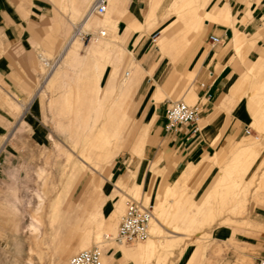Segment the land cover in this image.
Segmentation results:
<instances>
[{"label":"rangeland","instance_id":"1","mask_svg":"<svg viewBox=\"0 0 264 264\" xmlns=\"http://www.w3.org/2000/svg\"><path fill=\"white\" fill-rule=\"evenodd\" d=\"M192 1L156 0L155 19L144 20L143 12V24L125 41L122 34L127 21L123 19L119 29L106 22V36L97 42L83 39L84 33L98 32L86 24L78 34V54L63 57L85 17L81 20L82 15H76L70 5L42 0L44 24L38 30L43 32V42L37 47L39 55L50 60L48 65L37 56L44 74L38 107L43 140L34 139L35 123H22L13 127L3 143L0 264H67L73 254L95 244H101L103 257L115 264H259L264 257V62L255 70L248 69V64L264 54L257 45L264 40V25L256 30L260 33L256 44L250 42L254 30L241 27L247 43L235 47L247 66L248 92L243 100H251L252 118L247 125L253 135L244 129L235 141L239 142L235 155L224 149L222 162L214 161V172L205 167L191 178L172 175L160 161L162 151L141 106L131 113L125 108L129 97L120 99V81L132 60L145 58L146 70L192 65L198 52L190 61L191 56L207 38V27L225 25L204 24L206 10L227 4L238 19L249 4L247 0H207L196 11L197 18L187 24L183 15L199 3ZM250 1L249 17L238 19L234 26L257 23L253 9L258 1ZM96 16L103 22L106 19ZM170 23L173 40L165 52L161 37L157 38ZM116 66L119 70L113 78ZM195 76L181 80L190 88ZM183 93L169 94L160 102L196 101ZM142 100L154 102L149 93L139 90L131 103ZM117 123L122 124L120 134ZM130 198L150 206L160 226L152 220L149 237L131 245L105 239L116 233ZM72 241H85L87 246H77L65 255ZM151 241L158 244L154 251L147 248ZM137 246L143 247L140 255H122L123 250L133 251Z\"/></svg>","mask_w":264,"mask_h":264},{"label":"crops","instance_id":"2","mask_svg":"<svg viewBox=\"0 0 264 264\" xmlns=\"http://www.w3.org/2000/svg\"><path fill=\"white\" fill-rule=\"evenodd\" d=\"M147 1L146 7V0H109L108 11L103 14L106 16L103 22L98 20L97 16L94 17L96 14L90 12L94 0H57L59 3L70 5L76 15H82L81 20L85 17L82 25L79 24L80 30H83L86 24L101 30L107 27L106 22L116 25L119 29V21L122 19L127 21L122 34L124 41L133 30L143 24V20L140 18L143 12L144 20L147 21L149 18L151 21L157 16L158 8H153L154 5H157L156 0ZM206 1L199 0L197 6L183 15V17H187V24L197 18L196 11L205 7ZM247 1L250 5L247 4L246 12L238 18L242 21L249 17L247 16L248 12H252L253 3L250 0ZM257 1L258 3L253 9V12L257 14V23L250 21L244 26L241 22L238 27L234 26L238 19H236L233 8L227 4L218 8H214L212 5L209 10H206L204 24L220 23L225 25H209L207 27L208 36L197 47V50L193 51L190 61L193 59L194 53L196 51L198 53L195 60L193 59L195 62L192 65L186 64L180 69L174 66L170 70L165 67L146 70L143 65L145 58L132 60L129 67L130 76L123 77L120 81V99H123L124 96L126 99L129 97L125 108L131 110L132 113L133 109L141 106L144 111V119L147 124L151 123L155 138L162 151L160 161L163 162V167L168 168L172 175L176 174V177L193 176L197 172H203L205 167H207V172H214V161L222 162L224 149L227 148L232 156L237 151L239 142L235 143V141L247 126L250 117L252 118V112L251 100H243L248 92L246 88L248 83L247 66L237 56L235 47L240 48L247 43V33L241 30V27L246 30L247 28L254 30L251 33L250 42L256 44L260 34L256 30L261 29L264 25V0ZM44 9L42 0H0V156L1 152L5 151L3 143L6 136L10 134L15 125L35 123L34 139L36 141L43 140L42 128L38 127V124L42 123L38 117V107L41 102L44 74L37 62L39 55L37 46L43 42L41 41L43 32L38 29L42 28L44 24L43 19L40 18ZM152 14L155 16L150 17ZM93 19H97V21L95 22ZM170 29H172L171 23L164 27L163 35L157 38L158 41L161 37L165 52L169 48L166 46L170 45L173 40L171 37L173 31L170 32ZM210 35L219 36L221 41L211 47ZM238 38L239 40H237ZM75 40L77 42L74 48L71 52H67L71 42ZM140 41L137 45L140 44ZM257 45L261 47V50H264V40ZM91 49L95 50L96 48L91 47ZM78 52L79 37L76 36L68 42L62 56L77 55ZM84 60L88 61L87 65L91 66L90 58L85 56ZM263 62L264 54L250 61L248 69L260 68ZM117 69L119 70V67L116 66L112 72L113 78H115ZM146 73L154 74V76L148 74L147 76ZM53 74L51 73L49 78ZM101 74L102 72L99 73V75ZM189 76H195V83L190 88L185 86L184 81L181 80L184 77L187 79ZM100 84L101 80H99L98 86ZM139 90L149 93L154 102L142 100L138 104L131 103L132 96ZM172 93H183L184 96L190 94L191 98L201 102L203 124L199 133L190 134L186 127H180L177 131L169 133L164 131L165 110L171 99H166V105L160 101ZM249 96L251 99V95ZM117 125H121L120 134L122 124L117 123ZM85 244V241H80L78 244L72 241L63 253L66 255L73 252L77 246L84 247ZM142 248V246H137L133 251L123 250L122 255L125 257L140 255ZM108 262L107 257L104 256L103 264H115L114 261Z\"/></svg>","mask_w":264,"mask_h":264},{"label":"built area","instance_id":"3","mask_svg":"<svg viewBox=\"0 0 264 264\" xmlns=\"http://www.w3.org/2000/svg\"><path fill=\"white\" fill-rule=\"evenodd\" d=\"M108 3L109 0H95L92 13L103 15L107 11ZM81 32L79 31L78 34H81ZM82 36L83 39L88 38L90 42H93L100 37H105L106 31L98 30L97 33L87 32ZM209 41L212 47L219 43L221 38L216 35H210ZM39 56L43 60V56ZM55 62L52 64L54 65ZM47 64L50 65V61ZM203 86L205 85L203 84ZM202 108L203 105L200 101L189 103L183 99L170 100L165 110L164 131L169 133L177 131L180 127H186L190 134L199 133L202 127ZM245 132L253 135V128L247 125ZM254 136L258 137L257 134ZM153 218L154 213L150 206L143 204L139 200L130 198L126 201L125 212L120 218L116 233L112 236L107 234L105 239L114 240L117 243L126 245L146 240L150 235ZM67 264H103V249L101 244H95L90 248L78 251L69 258ZM259 264H264V257L260 259Z\"/></svg>","mask_w":264,"mask_h":264},{"label":"bare ground","instance_id":"4","mask_svg":"<svg viewBox=\"0 0 264 264\" xmlns=\"http://www.w3.org/2000/svg\"><path fill=\"white\" fill-rule=\"evenodd\" d=\"M94 2H95V0H94ZM94 2H93V4H92V6H91V8H90V12L92 13V8H93V6H94ZM108 6H109V3H108ZM107 11H108V8H107ZM106 11V12H107ZM105 12V13H106ZM104 13V14H105ZM91 16V15H90ZM89 16V17H90ZM93 20H95V22L97 21V19H93ZM78 30H77V33H75L74 34V36L70 39V40H72L74 37H76V36H78V33H79V31H84V29L83 30H80L79 29V25H78ZM101 30H105V29H101ZM101 30H99V31H101ZM106 31V30H105ZM79 37V36H78ZM239 37V36H238ZM69 40V41H70ZM237 40H239V38L237 39ZM76 40L75 41H73V42H71V45L69 46V48L67 49V52H71L72 51V49L74 48V46H75V44H76ZM95 42H97V40L95 41ZM43 60L45 61V63L47 64V63H49V58H47L46 56H43ZM56 64H57V61L55 62V65H53L52 67L54 68L55 66H56ZM128 72V73H127ZM130 73H131V71L128 69V70H126L125 71V73H124V78H128L129 76H130ZM256 139H258L259 137H255ZM97 140V139H96ZM241 157V156H240ZM167 190V189H166ZM170 190V189H169ZM136 192V191H135ZM173 193V192H172ZM163 204V203H162ZM96 211V210H95ZM154 221H155V223L156 224H158V226H160V222H159V219L157 218V217H154V219H153ZM152 230H153V228H152ZM152 230H151V232H152ZM157 231H159V229H157ZM154 232V231H153ZM154 233H156V231L154 232ZM84 246H87V245H84ZM158 247V244L156 243V242H154V241H151V242H149V244L147 245V248H150L151 250H155L156 248ZM145 249H146V247H145Z\"/></svg>","mask_w":264,"mask_h":264}]
</instances>
